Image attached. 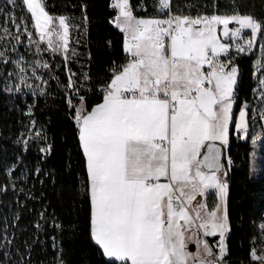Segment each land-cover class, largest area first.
Masks as SVG:
<instances>
[{"label":"snow or ice","instance_id":"snow-or-ice-1","mask_svg":"<svg viewBox=\"0 0 264 264\" xmlns=\"http://www.w3.org/2000/svg\"><path fill=\"white\" fill-rule=\"evenodd\" d=\"M23 4L41 40L51 36L53 18L42 0ZM111 7L118 9L116 27L125 34L127 63L113 68L112 78L101 88V102L90 111L83 106L84 97L80 107L69 100L85 159L91 239L108 264H221L229 231L228 184L221 179L218 144L229 143L238 70L230 60L220 59L230 45L219 37L231 36L235 43L241 30L249 29L250 47L264 26L239 13L173 14L171 0L157 3L158 11L167 12L166 19H137L129 0H114ZM55 19L63 29V35H56L67 52L66 17ZM233 22L239 27L230 28ZM68 88H74L71 76ZM246 107L235 118L238 133H247ZM211 191L224 201L223 210L219 202L208 207ZM217 235L220 255L205 239ZM252 258L264 260L255 250Z\"/></svg>","mask_w":264,"mask_h":264},{"label":"trees","instance_id":"trees-1","mask_svg":"<svg viewBox=\"0 0 264 264\" xmlns=\"http://www.w3.org/2000/svg\"><path fill=\"white\" fill-rule=\"evenodd\" d=\"M156 1L129 0V6L138 18H152ZM112 2L42 0L50 17H66L71 56L54 54L39 43L42 82L36 95L14 94L11 75L16 70L0 59V264H108L90 235L85 159L69 100L79 107L84 97L83 106L90 111L101 102V88L112 78L113 68L127 63L121 32L111 22ZM140 3L148 11L136 9ZM174 7L198 14L251 15L264 26V0H175ZM0 27L19 37L11 42L20 50L27 48V33L37 40L23 0H0ZM12 53L6 47V56ZM229 56L239 82L223 170L229 227L223 261L255 264L252 252L264 223V135L256 149L249 135L242 140L234 129L237 113L253 100L255 56L236 49ZM246 112L249 124L250 109ZM254 149L259 157L252 162Z\"/></svg>","mask_w":264,"mask_h":264},{"label":"rangeland","instance_id":"rangeland-1","mask_svg":"<svg viewBox=\"0 0 264 264\" xmlns=\"http://www.w3.org/2000/svg\"><path fill=\"white\" fill-rule=\"evenodd\" d=\"M27 8V7H26ZM31 14V13H30ZM53 18V22L49 24L48 28L49 30H53V34L51 36L45 35L44 39L41 40L40 34L37 32V40L33 39L31 36L28 35V43L27 48L24 50L18 49V46L14 44V41L17 37L15 33H12L10 29H8V32H4V28L6 27H0V59L4 63L11 62L14 69L16 70V74L11 75V79L15 78V83L11 86L12 92L14 94H21L22 96L29 95H36L37 89L39 88L38 82H42V75L40 71V53H39V43L43 42L45 44V47L47 50L54 54H59L63 56L64 58H70L71 56V48L69 46L70 39H69V30H68V36H67V52H65V42L64 40H61L56 33H60L63 35V29L59 28V21L57 19ZM57 18V17H56ZM34 25V21H33ZM35 28V25H34ZM36 30V29H35ZM21 34V33H20ZM19 34V35H20ZM247 36V33L245 34ZM244 37L242 40H239L237 42L233 43H227L230 45L231 49H236V45L239 44L242 46L245 50L244 51H238L239 54H254L255 59L253 61V69H254V77L256 79V86L254 88L253 92V100L251 105L246 107V111L249 108L250 109V123L248 124V130L249 133L245 136V140L247 136L249 135V138L254 146H256L257 149V143L262 139L264 135V120L260 119V113L262 110H264V85L260 84V80L264 79V30H262L261 33H257V37L255 39V42L249 47L247 45L248 38ZM51 40L53 42L52 47L49 46L48 41ZM59 45V49L54 51L53 49L56 47V45ZM8 47L13 51L12 56L7 57L5 54V49ZM229 50V51H230ZM229 52L227 54H224L220 57L221 60H224L227 62L230 60L229 58ZM259 62V63H258ZM21 67L24 69V71H20ZM32 72L30 75L29 73ZM35 73V75H34ZM39 77V78H37ZM37 80V81H34ZM26 90V92H24ZM246 104H244L242 107L244 108ZM237 118V116H236ZM234 129L235 134H237V130L235 128V121H234ZM240 137V136H239ZM255 138V141H254ZM241 139V138H240ZM256 149L253 150L252 153V162L259 157V154L256 152ZM255 169V167H253ZM223 202V206L225 207V203ZM256 254L258 256H264V223L260 225V243L257 247V250H255ZM256 262H264L257 261Z\"/></svg>","mask_w":264,"mask_h":264},{"label":"built area","instance_id":"built-area-1","mask_svg":"<svg viewBox=\"0 0 264 264\" xmlns=\"http://www.w3.org/2000/svg\"><path fill=\"white\" fill-rule=\"evenodd\" d=\"M174 1H175V0H171V12H172L173 14L189 15V16H192V17H196V16H198V15H208V14H204V13H199V14H198V13H193L188 7H187V9H182V8L179 9V8H175V7H174ZM177 1H180V0H177ZM113 3H114V2H112V3L110 4V10H112V11L114 12V15H113V17H112V19H111V22H112V25L116 26V23H117V21H116V17H117V15H118V9H114L113 7H111V5H112ZM157 3H158V0H157V1L154 3V5L152 6V10H153V11L155 12V14H156L155 18L166 19V18H167V12H160V11H158V9H157ZM130 8H131V7H130ZM136 9H139L140 11L142 10L143 12L148 11V7L145 6V5H143V3H140V4L136 7ZM131 10H132V14H133V16L136 17V18H138V17L135 15V13H134V11H133L132 8H131ZM209 16H210V15H209ZM152 18H154V17H152ZM121 19H123V18H121ZM237 27H239V25L231 24V26H230V28H237ZM121 35H122V38H123V44H124V36H125V34H124L123 32H121ZM243 35H244V32H243V29H242V30H241V34H240V36L236 38V41H235V42L241 40L242 37H243ZM230 42L233 43V38H232L231 36H230ZM237 134L241 136V135H244L245 133L241 132V133H237ZM230 161H231V160H230ZM231 163H232V161H231ZM231 163H229V160H228V165H231ZM209 239H210V241H212V247H213V251H214V253H215L216 255H220V253H219V244L215 242V237H214V236H210Z\"/></svg>","mask_w":264,"mask_h":264},{"label":"crops","instance_id":"crops-1","mask_svg":"<svg viewBox=\"0 0 264 264\" xmlns=\"http://www.w3.org/2000/svg\"><path fill=\"white\" fill-rule=\"evenodd\" d=\"M137 19H147V18H137ZM121 20H123V19H121ZM231 24H235V25H238L237 23H235V22H233V23H231ZM231 24L229 25V27L231 26ZM115 28L118 30V31H120V29L118 28V27H116L115 26ZM218 28L221 30V29H223L222 28V26H218ZM121 32V31H120ZM243 32H244V34H249V35H247L246 37L248 38V39H250L251 38V31L249 30V29H243ZM220 38V37H219ZM221 40V39H220ZM221 42H222V40H221ZM126 54V53H125ZM127 55V54H126ZM234 105H235V100H234V102H233V108H232V112H233V109H234ZM81 106V105H80ZM79 106V107H80ZM243 108V107H242ZM241 110V109H240ZM240 110H239V112L237 113V118L239 117V113H240ZM247 113V112H246ZM76 114V113H75ZM75 117V116H74ZM245 119H246V122H247V114H246V117H245ZM75 120V119H74ZM230 125H231V123H230ZM229 129H230V126H229ZM217 144H218V142H217ZM219 145V144H218ZM221 146V148H222V151H223V153L225 154L226 153V148H227V146H224V145H220ZM221 179L223 180V181H225L224 180V178H225V175L223 174V171L221 172ZM198 199H200L199 197H198ZM221 203V207H222V210H223V208H224V206H223V202L222 201H218L217 200V196H216V192L215 191H211L208 195H207V197H206V203H207V205H208V207L209 208H212V207H215V205L217 204V203ZM227 235H228V232L225 234V239H226V237H227ZM210 237V236H209ZM209 237H205V239L208 241V243L212 246V241H210V239H209ZM215 237V242L216 243H218L219 242V235H217V236H214ZM95 244V243H94ZM191 248H193V249H191ZM189 250L190 251H192V252H195L196 251V247H195V245L194 244H190L189 245ZM102 252V251H101ZM224 256V255H223ZM223 256H222V258H221V264H226L224 261H223ZM105 259H107L106 257H105ZM108 260V259H107ZM252 261H254V262H256V260H253V258H252ZM255 264H264V262H256Z\"/></svg>","mask_w":264,"mask_h":264},{"label":"water","instance_id":"water-1","mask_svg":"<svg viewBox=\"0 0 264 264\" xmlns=\"http://www.w3.org/2000/svg\"><path fill=\"white\" fill-rule=\"evenodd\" d=\"M220 31L222 32L223 29H221ZM220 39H221L222 42H224V43H229V41H230V36L225 37V36H223V35H220ZM238 82H239V74H237V83H236V85H235V90H236V88H237ZM234 96H235V91H234ZM218 146L221 148L220 145H218ZM224 159H225V154L223 153L222 148H221V163L223 164V170H224ZM223 170H222V171H223ZM191 249H193V248H191Z\"/></svg>","mask_w":264,"mask_h":264}]
</instances>
